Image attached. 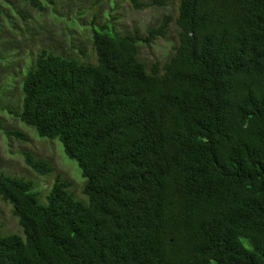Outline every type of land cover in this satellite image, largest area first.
Masks as SVG:
<instances>
[{"label": "trees", "instance_id": "1", "mask_svg": "<svg viewBox=\"0 0 264 264\" xmlns=\"http://www.w3.org/2000/svg\"><path fill=\"white\" fill-rule=\"evenodd\" d=\"M96 19V62L41 49L15 113L77 162L86 201L0 171L23 230L0 229V264H264V0H178L144 36ZM172 21L173 55L147 68L139 44Z\"/></svg>", "mask_w": 264, "mask_h": 264}, {"label": "rangeland", "instance_id": "2", "mask_svg": "<svg viewBox=\"0 0 264 264\" xmlns=\"http://www.w3.org/2000/svg\"><path fill=\"white\" fill-rule=\"evenodd\" d=\"M0 0V171L31 179L44 201L55 178L70 183L75 197L86 201L82 192L84 178L76 161L68 158L57 139L37 135L15 113L22 101L25 71L43 48L68 54L81 62H96L90 38L94 14L96 23L112 21L121 34L136 31L144 36L148 27L159 23L163 14L177 15L178 0L164 8L134 9L128 0ZM40 5V6H39ZM178 27L172 21L165 37L149 46L139 44V58L147 68L152 62L161 65L175 51ZM23 133L26 138L20 137ZM46 161L51 171L41 175L25 162L24 154ZM2 233L23 236L11 205L0 198Z\"/></svg>", "mask_w": 264, "mask_h": 264}]
</instances>
